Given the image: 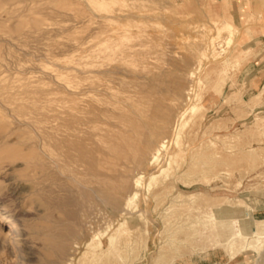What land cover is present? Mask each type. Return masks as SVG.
<instances>
[{"label":"rangeland","instance_id":"374dc122","mask_svg":"<svg viewBox=\"0 0 264 264\" xmlns=\"http://www.w3.org/2000/svg\"><path fill=\"white\" fill-rule=\"evenodd\" d=\"M252 1L256 9H264V0ZM229 9V0H0V264L46 263L43 240L49 210L46 201L37 197L41 192L39 149L34 142L33 121L42 113L49 114L55 89L65 84L70 69L81 62L87 42L107 20L127 47L116 60L126 74L122 78L128 81L130 77V81L136 75L163 73L158 82L167 90L166 106H176L177 113L191 104L200 109L196 115L187 110L179 131V143L188 150L185 162L179 159V168L173 165L168 178L160 175L149 191L139 189L136 210L115 213L96 204L79 210L77 222L83 229L73 239L76 243L70 252L77 260L98 231L106 234L107 244V234L123 219L135 229L134 242L127 249L133 264L228 260L227 248L213 247L207 234L201 235L200 226L195 228L198 235L190 228L193 219L202 220L210 212L217 227L224 221L231 224V229L218 233L216 240L232 233L236 218L243 232L264 234V219L251 211L252 199L264 183V114L258 107L262 100L258 96L243 99L239 82L242 59L235 41L239 30L231 23ZM137 40H146L147 46L138 47L141 41ZM13 94H18L16 102ZM177 132L167 133L172 150ZM54 171L57 184L52 185V195L47 193L52 201L80 200L78 185L67 174ZM83 172H79L82 178ZM144 183L147 186V176ZM51 184L46 183L47 192ZM165 185L172 191L158 196ZM179 193L184 197L196 194L197 199L193 204L187 199L177 203ZM194 206L199 209L194 210ZM56 211L50 210L52 216L61 215ZM10 217L19 223L16 241L6 223ZM174 239L170 248L168 243ZM177 249L182 257L175 256L174 263V259L166 261ZM242 252L234 264H264V244L258 250Z\"/></svg>","mask_w":264,"mask_h":264},{"label":"bare ground","instance_id":"6f19581e","mask_svg":"<svg viewBox=\"0 0 264 264\" xmlns=\"http://www.w3.org/2000/svg\"><path fill=\"white\" fill-rule=\"evenodd\" d=\"M55 13L59 14L58 11ZM111 24L112 22L107 20L99 25L100 27L98 26L97 35L87 42L81 62L70 69L65 84H61L55 89L50 101L49 114H38L37 119L34 117V142L39 149L37 166L40 179L38 184H40L41 191L40 196H37L38 194L36 196L46 201L49 210L47 216L49 218L46 222L48 225L44 229L43 240L45 264H133V260L129 259L130 255L127 249L134 242L131 237L135 229L129 226L126 219L119 221L117 226L107 234V244L104 241L106 234L99 233L100 231L95 232L98 235L86 242L85 250L76 260L74 254L70 252V247L72 248L71 245L76 243L73 239L78 238L79 230L83 229L80 226L81 223L77 222L80 218L78 212L82 208H93L94 204L115 213H124L135 209L139 189L146 187L149 191L153 184L159 182L160 175H166L168 178L173 165L177 164L176 169L179 168V159L185 162L188 150L179 143V131L183 126L187 110L189 109L193 115H196L200 109L198 104H191L189 107L187 106V110L183 109V112L177 113L175 112L176 106H166L164 96L167 90L158 82L163 73H150L143 77L135 74L137 78L130 81V77L129 79L126 77L128 81L122 78L126 74L116 63V60L119 54L122 55L120 52L127 51V47L122 41H119L115 29L110 28ZM139 41L141 42L139 46L137 45L138 47L147 46L146 40L144 43L142 40ZM131 47L133 48V46ZM148 48L152 50L153 47L149 45ZM153 53L156 51L151 54ZM141 55L146 56V53ZM147 57H149L148 54ZM213 69L218 68L213 67ZM12 99L16 102L18 94H13ZM176 129L178 136L172 150V146L167 140V133ZM161 162H164V165L160 166ZM54 170L67 174L68 178L78 185L80 200L67 198L58 203L52 201L53 198L47 193L52 195V185L57 184ZM80 171L85 172H83V178L80 177ZM132 174H134L133 177H131ZM146 176L148 177L147 186L144 183ZM177 179L180 180L181 176H178ZM47 182L52 183L49 185L48 192L46 190ZM59 189L61 191V188ZM171 191L172 188L165 185L161 193L157 195H167ZM196 196V194H191L184 197L179 193L175 200L177 203H182L187 199L189 204H193L197 199ZM55 198L57 199V197ZM39 200L41 201V199ZM52 208L61 211V215L52 216L50 213ZM193 209L198 210L199 207L194 206ZM215 219L213 212H210L202 220L193 219L190 228L195 229L200 226L201 235L207 234L206 239L211 241L213 247L227 248L226 253L230 260L235 259L242 251L250 248L258 250L263 246L264 234L259 233L258 230L251 233L243 232L238 218L232 222L234 225L232 233L222 241L216 240L218 233L231 229V224L224 221L217 227ZM107 220L110 222L109 219ZM6 223L10 224V235L16 241L19 236L17 219L10 217ZM34 231L36 232V230ZM197 232L195 229V235H198ZM85 233L83 232V236L86 237ZM175 241V239L171 240L168 243L169 247L170 243ZM175 256L182 257V253L179 250L175 251L174 255L166 261L174 259V263L177 258Z\"/></svg>","mask_w":264,"mask_h":264},{"label":"crops","instance_id":"0c3cea01","mask_svg":"<svg viewBox=\"0 0 264 264\" xmlns=\"http://www.w3.org/2000/svg\"><path fill=\"white\" fill-rule=\"evenodd\" d=\"M246 1H249L248 5ZM254 4L252 0H229V13L232 25L239 30L235 41L242 59L239 82L243 99L249 101L258 96L262 100L258 107L264 114V9L258 10ZM262 146L264 149V143ZM251 203L252 215L259 214L264 219V183ZM235 259L215 261L213 264H234Z\"/></svg>","mask_w":264,"mask_h":264}]
</instances>
